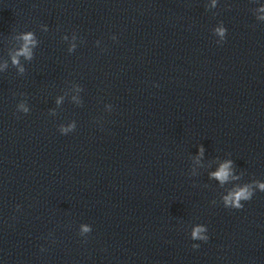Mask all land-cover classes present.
<instances>
[{
    "label": "water",
    "instance_id": "1",
    "mask_svg": "<svg viewBox=\"0 0 264 264\" xmlns=\"http://www.w3.org/2000/svg\"><path fill=\"white\" fill-rule=\"evenodd\" d=\"M262 7L0 0V264H264V192L221 200L264 181Z\"/></svg>",
    "mask_w": 264,
    "mask_h": 264
},
{
    "label": "clouds",
    "instance_id": "2",
    "mask_svg": "<svg viewBox=\"0 0 264 264\" xmlns=\"http://www.w3.org/2000/svg\"><path fill=\"white\" fill-rule=\"evenodd\" d=\"M217 0H212V6L215 7ZM264 12V7L259 9ZM260 20H264V16L258 17ZM47 30V29H45ZM227 28L224 26L223 22L219 24V26L214 28V35H216L219 39L217 43H224L227 39ZM67 39V37H64ZM115 38V37H114ZM22 39L24 41L23 47L12 57V63L14 65H19V56H24L27 59H32V47H35L37 44V40L35 38V34L31 31L22 34ZM75 39V37H74ZM76 47L75 44L72 45V48L69 51L74 50ZM7 67V65H5ZM19 71L24 72V68L20 67ZM60 101L58 100L57 103ZM17 110L28 114L30 112V108L27 106L26 102H20L17 106ZM76 124L73 122L68 126H64L61 124L59 126V131L61 134L67 135L70 132L75 131ZM203 146L200 147V154L203 155ZM210 178L218 180L221 186L226 185L229 181H240L242 179L241 175H236L233 170V161L228 160L225 163L221 164L219 169L210 173ZM259 190L260 192H264V181L260 180H252L247 183H235L231 188L228 189L227 194L221 197V200L226 208H234V209H243L245 201H251L255 192ZM215 204L216 201H213ZM19 207V206H17ZM92 231V228L85 224L82 225L80 235L85 236V234H89ZM208 229L207 226L203 224H197L192 227L191 231V239L194 241H204L207 242L209 240V236L207 235ZM192 247L194 249H198L200 247L199 244H193ZM43 250V249H42Z\"/></svg>",
    "mask_w": 264,
    "mask_h": 264
}]
</instances>
